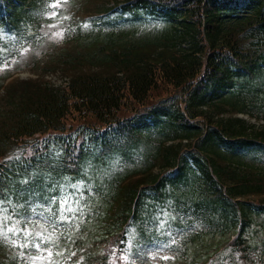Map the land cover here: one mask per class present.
<instances>
[{
    "label": "trees",
    "instance_id": "trees-1",
    "mask_svg": "<svg viewBox=\"0 0 264 264\" xmlns=\"http://www.w3.org/2000/svg\"><path fill=\"white\" fill-rule=\"evenodd\" d=\"M0 1V29L23 39L51 0ZM117 1L57 54L64 85L3 89L0 202L43 212L56 264H119L130 239L186 226L188 264H257L264 125L235 115L264 113V0ZM209 85L224 95L206 102ZM7 252L0 264H28Z\"/></svg>",
    "mask_w": 264,
    "mask_h": 264
},
{
    "label": "rangeland",
    "instance_id": "rangeland-1",
    "mask_svg": "<svg viewBox=\"0 0 264 264\" xmlns=\"http://www.w3.org/2000/svg\"><path fill=\"white\" fill-rule=\"evenodd\" d=\"M102 2H104V0H79L77 2L59 0V4L62 5L58 9L59 16L54 19H49L47 25L44 27L34 25L33 27H37L38 31H36V34L33 36L28 38L29 31L23 39L17 38V35L13 33L9 35L6 34V36L2 35L7 47L3 48V50L6 51V54H2L5 57V60L0 66V83L2 84L3 80L8 75L14 74L15 78L27 80L36 78L37 76H41L43 74L44 80L48 81L51 86L56 88L64 85L67 82L69 75L60 69L51 71L52 68H48L46 70H42L43 64L47 62V58L49 56H55L61 49L71 47L73 45V30L71 29H74L72 26L81 21L78 17H85L87 14L92 13V8ZM50 3L51 2L44 4L42 9L43 13L51 10L48 8ZM43 19H46V17L44 16ZM49 24H56L58 27L52 29L48 27ZM53 32H55V35H51ZM16 43H19L20 45ZM19 48L21 49L19 50ZM13 49L17 55L15 58H9L8 56L11 54L14 55ZM2 96L3 94L0 92V100L2 99ZM257 115L259 116L255 118H249L246 115L239 116L245 118L249 123H264V113H259ZM8 211L9 210H7L6 204L0 203V225L7 226L11 224L15 229L27 227L32 233V228H30L27 224H34L35 226H38V224L46 222L39 214L31 213L23 215L28 218L27 223H25L24 220L14 217L12 213H8ZM21 223L26 226H23ZM22 234H25V236L28 235L27 233ZM5 235L8 236V239L0 237V244L3 248H6V246L13 248L14 252L18 255H21L22 251L27 249L29 250V253L23 256V258L29 260L30 257L39 254L35 247L25 245L21 235L13 236L11 233H6ZM162 235L167 236L170 239L169 243L173 245V242L171 241L174 239L178 240L179 233L174 230H168L162 231ZM17 243L24 246L20 248L15 247L14 244ZM171 245L163 246V244L159 242L148 243L144 246L136 245V247L128 253V256L123 259V261L128 262V264H176L173 263L176 250H172ZM262 253V264H264V248H262ZM4 254L6 255V250ZM37 264H39V262H37Z\"/></svg>",
    "mask_w": 264,
    "mask_h": 264
},
{
    "label": "snow or ice",
    "instance_id": "snow-or-ice-1",
    "mask_svg": "<svg viewBox=\"0 0 264 264\" xmlns=\"http://www.w3.org/2000/svg\"><path fill=\"white\" fill-rule=\"evenodd\" d=\"M62 5L59 4V0H51V3L48 5V8L51 9L50 11H46L45 13H43V15L47 18V19H54L56 17L59 16V11L58 9L61 7ZM49 28L55 29L58 27V25L56 24H49L48 25ZM51 35H55V32L51 33ZM80 184H83V180L79 181ZM68 195H71L73 197V202L75 203L77 201V199L81 196L84 195V193L82 191L76 190L73 191L71 193H69ZM56 197L53 196V200H55ZM61 204L63 207H68V201H67V196H65L64 200L61 201ZM19 219H22L25 221V223H27L28 218L17 214ZM72 214L69 211V213L67 214H62L59 219L61 221H67V222H71L72 220ZM54 223V221H53ZM62 226V224L60 225ZM6 233H11L13 236H17L20 235L22 233H27L28 235L25 236V245L29 246V247H35L38 251V255L32 256L30 257L31 260V264H37V262H39V264H56V261L53 259L54 255H56V253H54V251L52 250L51 247H45L46 244V240L43 237L42 233H37V239L35 241L31 240V231L30 229H28L27 227H22L19 229H15L12 227L11 224L7 225V226H3L0 225V237H2L3 239H8V236L5 235ZM50 239V238H49ZM123 242V241H122ZM174 243V240L171 241ZM15 247H23L24 245L21 244H14ZM27 255L26 253H21V256H25ZM74 255V254H73Z\"/></svg>",
    "mask_w": 264,
    "mask_h": 264
}]
</instances>
